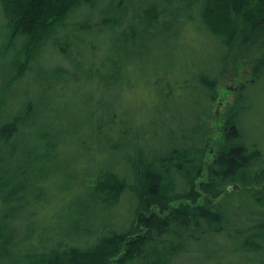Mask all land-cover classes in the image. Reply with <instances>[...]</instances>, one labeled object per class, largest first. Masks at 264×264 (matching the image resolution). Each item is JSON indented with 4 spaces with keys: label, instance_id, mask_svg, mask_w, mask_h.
I'll return each mask as SVG.
<instances>
[{
    "label": "trees",
    "instance_id": "obj_1",
    "mask_svg": "<svg viewBox=\"0 0 264 264\" xmlns=\"http://www.w3.org/2000/svg\"><path fill=\"white\" fill-rule=\"evenodd\" d=\"M99 1L1 0L8 22L2 52L10 60L0 71V264H153V258L171 264L185 253L203 264H247L244 255L264 250V148L247 140L241 102L230 109L220 139L208 142L219 67L196 74L181 69L164 89L157 80L168 106L155 108L150 119L118 103L115 93L107 100L106 119L91 108V121L76 124L63 111L72 94V67L41 66L40 86L22 89L53 34L76 10ZM128 1L113 2L115 18L107 19V28L117 27L112 46L120 56H133L141 39L167 18H173L180 44L193 20L187 11L198 4L202 24L229 50L221 62L237 48L235 64L247 56L252 83L263 79L264 49L257 37L264 33V0H141L127 17ZM58 46L67 57L74 45ZM115 75H107L112 88L133 74ZM78 155L93 158V169L87 159L71 168ZM83 191L93 211L117 210L130 195L127 226L84 227L88 211L75 215L77 237L43 239V224L32 221L50 200H82ZM91 237L85 247L64 243Z\"/></svg>",
    "mask_w": 264,
    "mask_h": 264
},
{
    "label": "rangeland",
    "instance_id": "obj_2",
    "mask_svg": "<svg viewBox=\"0 0 264 264\" xmlns=\"http://www.w3.org/2000/svg\"><path fill=\"white\" fill-rule=\"evenodd\" d=\"M116 0H100L95 7L87 5L76 10L67 20L64 28H59L49 41L42 48L38 59L33 63L35 71L26 77H30L28 85L24 88L36 89L40 86L42 68L53 69L63 67L73 68L74 81L71 82V96L65 98L63 111L71 112L76 124L91 121L88 112L91 108L97 109L107 118V100L115 93L118 95V103L123 106H130L140 110L141 116L150 119L155 108H165L166 105L159 97L157 80L163 81L164 87H168L174 81V77L181 73V69L196 74L195 70L206 66L219 67L218 72V99L212 108L213 119L210 124L212 137L208 142L210 145L216 142L221 136L222 126L225 123L230 109L238 102L244 108L242 116V129L247 140L260 142L264 148V77L252 83V70L248 65V59L244 57L235 64L239 49L231 51L229 60L221 62L223 55L229 51L224 48L223 41L219 36L210 33L202 24L198 13V4L191 6L187 13H190L193 20L187 22L188 27L182 36V42L175 41L176 26L173 18H167L153 32L141 39L140 45L135 49L133 56L125 51L120 56L116 47L112 46L116 39L113 37L117 27L107 28V19L115 18L113 9ZM141 0H129L126 5L129 7L127 17L132 15V8ZM178 6V3L170 7ZM185 13V11H184ZM189 21V20H188ZM7 20L0 0V71L10 60L9 53H3L6 46V37L2 35L7 32ZM71 42L70 53H60L58 44L67 45ZM257 42L263 45L264 33L257 37ZM256 43V42H255ZM2 52V53H1ZM108 67V70H107ZM123 72L133 74L129 80L119 79L114 88L112 81H107V75H119ZM116 76V75H115ZM169 83V84H168ZM157 84V85H156ZM163 91V90H162ZM62 93V91H61ZM72 117V118H73ZM144 117V116H143ZM221 133V134H220ZM82 141V139H81ZM80 141H79V143ZM68 156H63L66 160ZM104 158V157H103ZM89 162V168L93 169L94 159L86 156H77L69 161L73 164ZM96 160H99L95 157ZM107 162V158H104ZM93 180L86 184H93ZM41 190L46 185L41 184ZM82 200H74L71 196L63 199L50 200L46 212L34 219L35 225L44 227L43 239L50 235L59 238L77 237L79 231L76 226V214L88 212L84 215L82 223L87 228H97L109 225L127 226L132 216L130 206V195H126L117 210L106 211L101 209L92 210L93 203L87 200L83 191ZM91 209V211H90ZM92 212V213H91ZM94 237L65 240L64 243L70 246L85 247L86 243L91 244ZM201 258L192 253L184 254L171 264H203ZM247 264H264V250L244 255ZM153 264H159L155 258L150 259ZM231 264H240L236 260H230ZM139 262L138 264H142ZM244 264V263H241Z\"/></svg>",
    "mask_w": 264,
    "mask_h": 264
}]
</instances>
